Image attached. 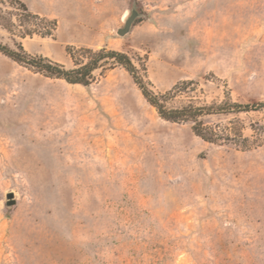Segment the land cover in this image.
<instances>
[{
  "label": "rangeland",
  "instance_id": "obj_1",
  "mask_svg": "<svg viewBox=\"0 0 264 264\" xmlns=\"http://www.w3.org/2000/svg\"><path fill=\"white\" fill-rule=\"evenodd\" d=\"M20 1L57 29L0 27L11 48L68 69L71 52H123L157 94L197 82L171 106L264 102V0ZM99 74L85 88L0 53V264H264V111L205 119L238 122L251 150L209 144L122 67Z\"/></svg>",
  "mask_w": 264,
  "mask_h": 264
},
{
  "label": "trees",
  "instance_id": "obj_2",
  "mask_svg": "<svg viewBox=\"0 0 264 264\" xmlns=\"http://www.w3.org/2000/svg\"><path fill=\"white\" fill-rule=\"evenodd\" d=\"M9 5L15 13L4 12L0 8V27L10 34L15 35L16 32H19L23 38L34 35L44 38L52 36L56 31L57 22L55 20L34 14L22 1L10 0ZM20 29H24L23 32ZM0 53L32 72L85 88H89L98 81V71H100L99 76H103L109 68L120 66L130 74L144 99L156 110L160 118L171 123H190L194 134L209 144L231 145L245 151L251 150L253 146L248 144L249 138L244 136L243 126L238 122V124L233 121L227 125H211L205 119L212 116L264 111V102L252 105L242 104L233 101L229 94H226L220 102L212 104L188 103L171 106L170 104L177 98L192 93L197 82L194 80L183 81L165 93H154L139 75L136 65L126 53L107 48L98 51L82 49L77 55L71 52L74 66L70 69L42 55L28 53L21 43H16L15 48H11L0 42ZM261 131L258 134V140L264 137V129Z\"/></svg>",
  "mask_w": 264,
  "mask_h": 264
},
{
  "label": "water",
  "instance_id": "obj_3",
  "mask_svg": "<svg viewBox=\"0 0 264 264\" xmlns=\"http://www.w3.org/2000/svg\"><path fill=\"white\" fill-rule=\"evenodd\" d=\"M138 16H139V13L137 12V10H135V9L132 10L131 15L128 16V18L125 20L124 27L117 30L118 35H120V36L127 35L130 32L131 27L133 26V24H134V22ZM6 197H7V202H6L7 206H12L15 204L13 193L7 194Z\"/></svg>",
  "mask_w": 264,
  "mask_h": 264
}]
</instances>
